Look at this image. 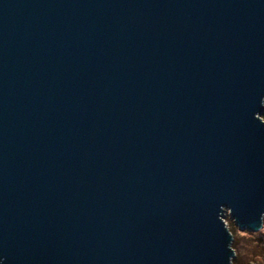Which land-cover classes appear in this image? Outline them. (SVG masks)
<instances>
[{
	"label": "water",
	"instance_id": "1",
	"mask_svg": "<svg viewBox=\"0 0 264 264\" xmlns=\"http://www.w3.org/2000/svg\"><path fill=\"white\" fill-rule=\"evenodd\" d=\"M263 119L264 0H0V264H232Z\"/></svg>",
	"mask_w": 264,
	"mask_h": 264
},
{
	"label": "rangeland",
	"instance_id": "2",
	"mask_svg": "<svg viewBox=\"0 0 264 264\" xmlns=\"http://www.w3.org/2000/svg\"><path fill=\"white\" fill-rule=\"evenodd\" d=\"M236 237L239 240L236 264H264V225L257 232L239 230Z\"/></svg>",
	"mask_w": 264,
	"mask_h": 264
},
{
	"label": "trees",
	"instance_id": "3",
	"mask_svg": "<svg viewBox=\"0 0 264 264\" xmlns=\"http://www.w3.org/2000/svg\"><path fill=\"white\" fill-rule=\"evenodd\" d=\"M264 120V119H263ZM226 222H227V225H228V228L233 236V244H232V248L235 252V258L233 259L234 261H232V264H236V261L239 259V255L237 254L238 252H236V247L238 246L239 244V240H237V232L239 231L234 225L233 223L229 220L228 218V215L226 213ZM263 225H264V219H263ZM245 232H248V231H245ZM249 233V232H248Z\"/></svg>",
	"mask_w": 264,
	"mask_h": 264
}]
</instances>
